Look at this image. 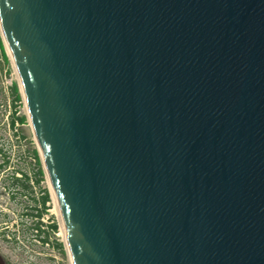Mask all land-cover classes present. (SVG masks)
<instances>
[{
    "label": "water",
    "instance_id": "1",
    "mask_svg": "<svg viewBox=\"0 0 264 264\" xmlns=\"http://www.w3.org/2000/svg\"><path fill=\"white\" fill-rule=\"evenodd\" d=\"M0 26L72 264H264V0H0Z\"/></svg>",
    "mask_w": 264,
    "mask_h": 264
},
{
    "label": "rangeland",
    "instance_id": "2",
    "mask_svg": "<svg viewBox=\"0 0 264 264\" xmlns=\"http://www.w3.org/2000/svg\"><path fill=\"white\" fill-rule=\"evenodd\" d=\"M15 87L18 76L0 29V165L6 162L0 170V250L10 264H72L53 189L45 174L38 175L42 162L33 160L30 122L9 127L28 115ZM13 178L21 180L18 188Z\"/></svg>",
    "mask_w": 264,
    "mask_h": 264
},
{
    "label": "bare ground",
    "instance_id": "3",
    "mask_svg": "<svg viewBox=\"0 0 264 264\" xmlns=\"http://www.w3.org/2000/svg\"><path fill=\"white\" fill-rule=\"evenodd\" d=\"M9 52H10V51H9ZM10 54H11V53H10ZM11 57H12V55H11ZM12 61H13V63H14V59H13V57H12ZM14 66H15V64H14ZM15 71H16V73H17L16 68H15ZM17 76H18V73H17ZM56 203H57V205H58L57 200H56ZM58 210H59V212H60V222H61V227H62V229H63L64 237H65L64 224H63V221H62V216H61V211H60V207H59V205H58ZM65 243H66V240H65Z\"/></svg>",
    "mask_w": 264,
    "mask_h": 264
},
{
    "label": "flooded vegetation",
    "instance_id": "4",
    "mask_svg": "<svg viewBox=\"0 0 264 264\" xmlns=\"http://www.w3.org/2000/svg\"><path fill=\"white\" fill-rule=\"evenodd\" d=\"M17 123H18V120H17ZM18 125H19V123H18ZM9 126H11V124H9ZM0 154L1 155H5L4 149H2L1 147H0ZM4 167H6V162L4 163V165H0L1 169L4 168ZM0 252H1V250H0ZM1 254H2V252H1ZM5 258H6L5 260H6L7 264H10V261L8 260V258L7 257H5Z\"/></svg>",
    "mask_w": 264,
    "mask_h": 264
},
{
    "label": "trees",
    "instance_id": "5",
    "mask_svg": "<svg viewBox=\"0 0 264 264\" xmlns=\"http://www.w3.org/2000/svg\"><path fill=\"white\" fill-rule=\"evenodd\" d=\"M15 91L17 92V88H15ZM41 173V175H42V171L40 172ZM15 184H16V186H19V182H21V181H19V180H17V179H15ZM47 200V197H45V198H43V202H44V204H45V201ZM55 228V227H54Z\"/></svg>",
    "mask_w": 264,
    "mask_h": 264
},
{
    "label": "built area",
    "instance_id": "6",
    "mask_svg": "<svg viewBox=\"0 0 264 264\" xmlns=\"http://www.w3.org/2000/svg\"><path fill=\"white\" fill-rule=\"evenodd\" d=\"M21 104H22V102H21ZM17 125H18V123H16V126H17ZM16 131H17V129H16ZM33 160H34L35 162L37 161L36 158H34Z\"/></svg>",
    "mask_w": 264,
    "mask_h": 264
}]
</instances>
